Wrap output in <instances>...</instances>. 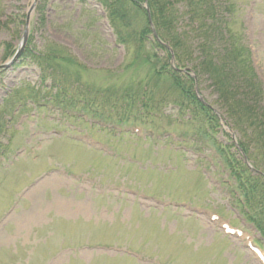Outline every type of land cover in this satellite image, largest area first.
Wrapping results in <instances>:
<instances>
[{
  "label": "rangeland",
  "instance_id": "rangeland-1",
  "mask_svg": "<svg viewBox=\"0 0 264 264\" xmlns=\"http://www.w3.org/2000/svg\"><path fill=\"white\" fill-rule=\"evenodd\" d=\"M235 2L232 28L244 29L264 92V0ZM32 5L0 0V264H264V239L217 150L239 158L244 134L217 104L213 79L186 59L178 75L164 74L178 67L175 57L163 64L166 50L153 69L137 56L139 41H118L116 28L149 26L144 8L125 28L101 0ZM30 13L32 52L56 41L87 66L83 81L100 88L89 111L51 102L38 85L41 57L4 66Z\"/></svg>",
  "mask_w": 264,
  "mask_h": 264
},
{
  "label": "trees",
  "instance_id": "trees-1",
  "mask_svg": "<svg viewBox=\"0 0 264 264\" xmlns=\"http://www.w3.org/2000/svg\"><path fill=\"white\" fill-rule=\"evenodd\" d=\"M144 1L101 0V3L108 8L111 20L121 21L125 28H128L134 22L132 18L134 12L139 13L143 10ZM147 1L154 25L160 37L173 48L178 67L184 66L183 59H186L213 79V86L218 94L217 104H221L220 108H224L226 117L244 134V140L241 139L238 142L243 151L240 153L238 150L239 158H236L231 151L226 152L218 148L217 150L228 166L230 175L236 181V188L242 193L245 204L244 214L264 239V109L257 105V97L264 96L262 95L264 92L260 83L255 80L252 49L247 44L244 29L239 31L232 28L238 12L236 6L240 3L237 1L236 3L235 0ZM131 8L133 11L129 13ZM144 11L147 15L145 9ZM184 18L187 24L183 22ZM116 29L120 43H132L133 40L140 42V49L136 50L137 56L142 54L144 61L152 64L153 69L161 60L159 50H166V59H163V64L170 65L171 53L158 41L150 42L153 56L150 53L144 54L148 52L147 44L149 35L152 33L150 24L128 33ZM67 49L58 42L49 41L47 50L44 52H32L27 48L20 59L24 58L36 64L37 58H42L39 63L43 66V70H38V85L49 95L52 103L66 109H80L87 112L92 101L96 99L94 97L100 94V88L91 91V84L85 83L82 79V71L86 70L87 66ZM29 54H34L35 58L29 60ZM63 62L77 70H56L58 66H62ZM155 73L158 76L160 70H155ZM178 73L173 68L164 72L172 76ZM192 80L190 79L191 82ZM175 86L182 88L186 95L189 94L188 98L192 102L191 97L194 99L199 108L198 112L203 114V118H207V114L210 115L209 118L214 117L212 108L203 104L197 97L193 85H188L187 82H182L178 78L175 80ZM128 92H130L129 89H123L120 100L130 99L131 94ZM127 101V103L130 102V100ZM145 107L151 106L146 104ZM199 117L202 116L199 115ZM210 129L215 131L213 127ZM246 137L248 140H245ZM245 156L254 170L245 162ZM238 198L241 203V198Z\"/></svg>",
  "mask_w": 264,
  "mask_h": 264
},
{
  "label": "water",
  "instance_id": "water-1",
  "mask_svg": "<svg viewBox=\"0 0 264 264\" xmlns=\"http://www.w3.org/2000/svg\"><path fill=\"white\" fill-rule=\"evenodd\" d=\"M35 2H36V0L33 1V7L35 6ZM29 16H30V14L28 15L27 27H26V29H25V31H24V34H23V38H22V42H21V44H20V47H19L17 53L15 54V56H14L11 60H9L8 62H6V63L4 64V66H6V67L9 66L10 63H12L13 61H15V60L17 59V57H18L19 54L21 53V50L23 49L24 45H25L26 42H27L28 35H29ZM173 57H174V56H173ZM200 98H201V97H200ZM201 99H202V98H201Z\"/></svg>",
  "mask_w": 264,
  "mask_h": 264
},
{
  "label": "bare ground",
  "instance_id": "bare-ground-1",
  "mask_svg": "<svg viewBox=\"0 0 264 264\" xmlns=\"http://www.w3.org/2000/svg\"><path fill=\"white\" fill-rule=\"evenodd\" d=\"M239 144V143H238Z\"/></svg>",
  "mask_w": 264,
  "mask_h": 264
}]
</instances>
